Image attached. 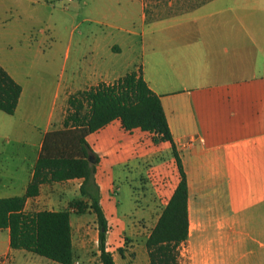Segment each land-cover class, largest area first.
<instances>
[{
    "label": "crops",
    "instance_id": "crops-1",
    "mask_svg": "<svg viewBox=\"0 0 264 264\" xmlns=\"http://www.w3.org/2000/svg\"><path fill=\"white\" fill-rule=\"evenodd\" d=\"M142 11V31L132 35L140 36L142 76L161 98L187 175L189 230L196 222L227 232L226 238H189L181 255L186 257L184 250L191 246V264H264V0H164L162 8L149 1L142 3ZM0 65L22 87L13 115L20 121L13 130L19 136L15 142L26 147L28 133L39 131L35 157L28 165L26 149L8 150L12 140L0 124L2 199L25 194L44 136L62 128L69 97L121 77L104 79L95 68L87 85L62 95L58 90L47 105L38 87L27 96L25 86ZM41 117L44 125L38 123ZM87 142L99 157L96 181L109 223L120 220L114 198L116 170L139 174L141 162L164 156L169 171L165 174L159 164L149 175L164 180L178 172L170 143L155 144L153 135L140 129L125 131L120 120L89 135ZM81 184L74 179L42 185L39 196L27 200L25 210H65L71 202L67 197L79 192ZM73 215L74 252L86 253L84 238L75 233L82 216L73 221ZM107 250L115 256L109 238ZM22 251L12 250L9 231L0 230V264H36L24 261L27 254ZM145 260L150 264L149 258Z\"/></svg>",
    "mask_w": 264,
    "mask_h": 264
},
{
    "label": "rangeland",
    "instance_id": "rangeland-1",
    "mask_svg": "<svg viewBox=\"0 0 264 264\" xmlns=\"http://www.w3.org/2000/svg\"><path fill=\"white\" fill-rule=\"evenodd\" d=\"M149 1L158 2L161 8L164 2L0 0V62L25 86L27 96L38 87L40 97L47 105L58 90L62 95L65 90L75 92L87 85L95 68L104 79L110 81L123 77L142 66L141 39L132 34L141 33L142 3ZM38 123L44 125L45 119L39 118ZM0 124L5 126L12 140L8 150L14 152L20 149L23 152L26 149L30 165L35 157L39 131L29 132L25 138L27 146L20 147L15 142L19 136L16 130L13 131L20 124L19 116L0 111ZM160 157L155 162H141L139 174L130 169L126 174L120 170L115 172L114 198L120 220L110 221L107 238L115 248L116 264H147L145 239L153 230L167 195H171L179 180L178 172L164 180L149 175L151 168L159 164L163 165L160 169L165 174L169 171L167 157ZM160 169L158 173L162 176ZM158 182L162 183V187ZM156 188L162 191L161 195ZM71 193L67 197L69 201L80 197L79 192ZM72 214L73 221L82 216V222L75 225V233L77 238H84L87 245L86 253H75L74 264H102L97 257L96 216L91 210L83 215ZM226 233L220 226H201L193 222L189 238H226ZM182 245L179 264H191L188 258L191 246L187 248L188 251L184 250L186 257H182ZM187 245L185 242L184 248ZM25 254L27 257L24 261L40 264V260L45 264H59L33 253Z\"/></svg>",
    "mask_w": 264,
    "mask_h": 264
},
{
    "label": "trees",
    "instance_id": "trees-1",
    "mask_svg": "<svg viewBox=\"0 0 264 264\" xmlns=\"http://www.w3.org/2000/svg\"><path fill=\"white\" fill-rule=\"evenodd\" d=\"M21 94V85L0 65V111L13 116ZM115 120H120L125 131L140 129L152 134L155 144L171 145L179 183L146 241V250L150 264H179L180 247L190 235L187 175L161 98L145 82L141 67L112 84L99 83L69 97L62 128L44 136L25 194L0 199V230L9 231L12 250H23L59 264H74L71 214L83 215L91 210L98 225L100 261L116 264L107 250L109 222L96 181L99 157L87 142L89 135ZM74 179L82 180L80 198L71 201L67 209L25 210L27 200L39 196L42 185Z\"/></svg>",
    "mask_w": 264,
    "mask_h": 264
},
{
    "label": "built area",
    "instance_id": "built-area-1",
    "mask_svg": "<svg viewBox=\"0 0 264 264\" xmlns=\"http://www.w3.org/2000/svg\"><path fill=\"white\" fill-rule=\"evenodd\" d=\"M69 2H71L72 0H68Z\"/></svg>",
    "mask_w": 264,
    "mask_h": 264
}]
</instances>
